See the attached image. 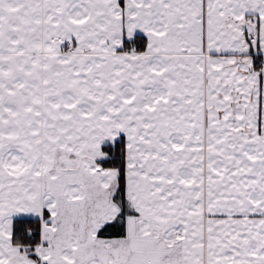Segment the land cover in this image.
Masks as SVG:
<instances>
[{
    "label": "crops",
    "instance_id": "crops-1",
    "mask_svg": "<svg viewBox=\"0 0 264 264\" xmlns=\"http://www.w3.org/2000/svg\"><path fill=\"white\" fill-rule=\"evenodd\" d=\"M249 14L264 49V0H0V264L65 259L80 242L69 251L68 240L55 243L72 221L93 244L119 208L92 222L99 207L83 216L70 200L57 203L62 195L47 198L46 177L54 172L57 184L74 171L64 156L96 164L121 137L140 235L168 236L178 264H264V75L244 43ZM132 35L145 37L143 52L124 47ZM59 210L79 217L59 219ZM23 217L41 221L37 259L12 244ZM142 248L59 262L152 264Z\"/></svg>",
    "mask_w": 264,
    "mask_h": 264
},
{
    "label": "rangeland",
    "instance_id": "rangeland-1",
    "mask_svg": "<svg viewBox=\"0 0 264 264\" xmlns=\"http://www.w3.org/2000/svg\"><path fill=\"white\" fill-rule=\"evenodd\" d=\"M202 5L201 7H203V11L206 8V3L201 2ZM206 13H204L205 15ZM255 20L256 18H258L256 15H253ZM248 20L245 17H243V22H242V26L241 29L243 30L244 34H245V38H244V43L246 45V47L248 48L247 51L249 52V56L251 58V66L253 67L255 73L261 77L260 79L262 80V75H264L262 72H264V69L262 72H258L257 71V67L259 65V61L260 59L263 60L264 57V49L260 44V29H258L257 35L255 34V38L253 39V43L250 46V40H249V36L248 33L250 32L249 30V24H248ZM257 27L259 28L260 23L256 21ZM241 30V31H242ZM135 35H132L131 37H134ZM69 42V43H67ZM127 51H134L133 49V44H131L130 46H127L126 48ZM62 51L66 52V53H71L74 54L75 53V47L74 45H72V43L70 41H65L62 44ZM201 98H203V95H201ZM206 107V106H205ZM208 153V152H206ZM60 154L57 153V156H59ZM105 155V154H104ZM61 156H64V154L61 153ZM70 159L68 158V156H64L62 157L63 160H65L67 163H70L73 161L72 163V167H74V171L71 172H67V169H71V167H66V170H63V177H61L60 181H56L58 182L57 184L53 183L50 177L48 176H53L54 172L52 173H48L47 177H46V184H45V193H47V198L50 199V197H54L55 195L57 197H60V195H62V197L64 199H59V201H57V203H62L64 200L66 201H71L70 204H72L73 206L75 205L76 207H80L81 208V212L83 214V216L86 215V212L88 213L89 210H91L90 208H98L99 210L95 209L93 210L90 215H88V220H92V222H95L96 219H98L100 214H103V217L106 219H112L114 217V213L115 210H117V208H119L118 203L115 201L114 199V195L116 192V174L115 171L113 169H105L103 167H101L98 162H96V164H94L92 161L90 162L89 159L87 158H82L81 159L78 158V156H76L75 158L73 156H69ZM106 158V155L105 157ZM74 164V165H73ZM94 165L96 167V169H103L104 172V177H99L96 173L95 170L90 169L89 167L91 165ZM58 167V166H56ZM57 170V169H56ZM59 170V167H58ZM54 171V170H53ZM107 172V173H106ZM127 192V189H126ZM202 193H205V190L202 189ZM67 194H71L73 197L75 195V199H68V197H66ZM127 198V197H126ZM58 204V206L60 207V205ZM130 205V204H129ZM84 208H86V210H84ZM89 208V209H88ZM80 212V213H81ZM119 213V212H118ZM117 213V214H118ZM85 214V215H84ZM59 219L64 218L65 216L69 217V216H74V220H76L77 217H79V215L75 216L73 214H64L62 213L61 210H59V214H57ZM86 217V218H87ZM30 218H34V217H30ZM39 219V218H38ZM114 219V218H113ZM113 219L111 221H113ZM40 221V219H39ZM78 223H74L73 221L68 223V228L69 232L65 231L63 234L60 235V240L58 241V244L55 243L57 245V248L60 247V241H66L68 240V242L70 243V245H68V248H66L67 251H69V249L73 248V246L75 244H78V242H80V247L79 249L76 248L74 249V252H71L73 254V256L75 257L77 254V257L79 259V257L82 259L84 258L85 255V251L87 250V252L91 253L93 250V253L95 255V258H98V256L100 258H107L110 256V259H114L117 260V258H119V256L121 257L122 254V247H126V250H130L131 254H129V257H134L136 256L135 253H141V248H142V254L149 256L150 258L153 259V263L152 264H164L159 262V260L156 259H161V255L165 254L168 256L170 255L173 259H171L170 264H178V258H179V249L178 247L175 245V243H173V240H169L167 241L166 239L168 238V236L162 237L164 235H160L155 236L152 234H149L147 236L145 235H140L138 232V228L137 225L139 227L138 221H139V217L137 215H128L126 217V236H125V241L123 242L122 240H117V239H107V238H101V237H94L95 239H93V244L89 245L87 243L90 241L91 239V233L88 229H83V225L80 224V220ZM41 222V221H40ZM102 227V226H101ZM77 229V230H76ZM45 232H48L47 229L44 230ZM43 231V233H44ZM68 233V234H67ZM97 233V232H96ZM164 230L159 231L158 234H163ZM64 234H67V236H65ZM180 236H179V235ZM94 235V232H93ZM177 237H182L183 235L181 233L177 232ZM161 237V238H159ZM44 238L47 239V235H44ZM104 240H113L114 242H107V243H103ZM117 240V241H116ZM167 241V243H165L164 241ZM41 223H40V243L38 245L39 246H43V243L41 244ZM123 243V244H122ZM171 245L170 246H165V245ZM64 247V245L62 246V248ZM129 248V249H128ZM64 250V249H63ZM125 250V249H124ZM53 252H55V250H53ZM168 252V253H167ZM71 253H68L64 256H66V258L70 259ZM125 255H128V252H125ZM128 257V258H129ZM166 257V256H165ZM65 258V259H66ZM99 258V259H100ZM62 259V257L59 258V256H55L53 257L52 260H50L47 264H61L59 262V260H65ZM54 260H57L56 262H54ZM129 260V259H127ZM67 261V260H65ZM67 264H86L85 262H81L80 260H78L77 262H73V261H68L66 262ZM101 264V263H98ZM105 264V263H103ZM128 264H135L132 262V260L130 259ZM149 264V263H148ZM151 264V263H150Z\"/></svg>",
    "mask_w": 264,
    "mask_h": 264
},
{
    "label": "trees",
    "instance_id": "trees-1",
    "mask_svg": "<svg viewBox=\"0 0 264 264\" xmlns=\"http://www.w3.org/2000/svg\"><path fill=\"white\" fill-rule=\"evenodd\" d=\"M133 44L135 51L143 52L146 49V39L143 36L136 35L129 37L124 43V47ZM125 150L126 143L124 137L112 144L102 146V152L106 158L100 160L98 164L105 169H113L116 174V192L115 201L119 206V213L113 221L104 224L98 231L97 237L107 239H121L126 236V217L128 215H137L130 207L126 198V174H125ZM13 245L21 246L26 253L34 259L35 248L40 243V221L38 218H17L13 222V231L11 236Z\"/></svg>",
    "mask_w": 264,
    "mask_h": 264
},
{
    "label": "built area",
    "instance_id": "built-area-1",
    "mask_svg": "<svg viewBox=\"0 0 264 264\" xmlns=\"http://www.w3.org/2000/svg\"><path fill=\"white\" fill-rule=\"evenodd\" d=\"M248 19H249L248 20L249 30H250V32L248 33V36H249V40H250V44L249 45L251 46L252 43H253V39L252 38H255L256 37L255 34L257 35V24H256L255 18L250 17ZM67 43H69V42H67ZM263 69H264V57H263V60L260 59L259 65L257 67V71L258 72H262Z\"/></svg>",
    "mask_w": 264,
    "mask_h": 264
}]
</instances>
